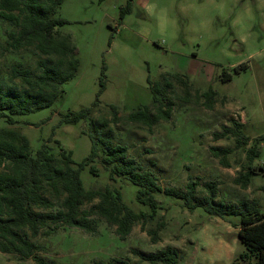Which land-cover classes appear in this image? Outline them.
<instances>
[{"label":"rangeland","instance_id":"obj_1","mask_svg":"<svg viewBox=\"0 0 264 264\" xmlns=\"http://www.w3.org/2000/svg\"><path fill=\"white\" fill-rule=\"evenodd\" d=\"M53 16L66 20L58 29L70 34L79 49L78 71L52 106L15 115L13 125L0 117V128L20 129L33 152L47 143L59 153L62 145L81 162L92 148L90 118L76 124L61 119L70 110L91 107L95 121H109L100 132L113 144L125 145L128 155L161 186L185 190L195 181L196 196L204 197L209 195L206 184L215 183L214 202L239 205L247 200L256 202L264 213V0H63ZM16 29L0 20V82L20 90V78H9L15 64L38 73L39 59L48 57L53 62L56 57L34 47L16 53L6 50L9 33ZM174 73L188 79L189 101L183 98L184 86L171 77L175 83L169 92L174 102L171 118L150 128L129 122V112L152 103L151 82ZM210 89L216 92L211 108L202 95ZM111 105L119 109L118 122L112 121ZM234 121L243 123L242 132L249 137L241 147L236 136L214 137L225 126L235 128ZM211 146L234 149L228 156L230 166L211 153ZM254 147L255 172L244 188L235 178L248 168ZM96 166L97 174L90 166L81 170L87 189L118 188L133 210L150 211L137 199V185L124 177L111 179L110 170L99 161ZM154 195L162 206L159 215L166 221L157 243L139 224L121 239L115 226L101 220L95 233L63 226L40 236L46 248L41 255L51 264L110 259L119 264H151L143 254L172 246L179 264L236 260L255 264L256 255L238 236L241 214H212L205 206L192 210L181 198L160 191ZM154 227L156 220L147 225V229ZM0 264L37 263L0 251Z\"/></svg>","mask_w":264,"mask_h":264},{"label":"trees","instance_id":"obj_2","mask_svg":"<svg viewBox=\"0 0 264 264\" xmlns=\"http://www.w3.org/2000/svg\"><path fill=\"white\" fill-rule=\"evenodd\" d=\"M63 0H0V20L14 24L17 29L9 33L5 49L13 53L26 47H34L47 56H55L51 62L48 57L38 61L40 71L34 73L30 67L15 64L11 69L10 80L20 78L23 88L14 85L5 87L0 82V117H6L11 125L14 116L28 114L50 107L64 93V84L75 77L79 68V49L71 40L70 34H63L58 27L66 20L53 14ZM122 10V16L125 14ZM171 77L184 86L186 102L189 101L191 87L187 78L178 73L164 74L160 81L151 82L153 100L151 104L139 106L129 112V122L142 124L149 128L161 120L172 116L174 102L169 92L175 86ZM7 82V81H6ZM105 87L104 83L102 84ZM207 107H212L216 92L212 89L202 94ZM112 121L120 119L119 109L111 105ZM92 108L84 107L78 111L70 110L62 114V123L76 124L90 118L93 132L90 153L76 162L73 151L60 145L55 153L45 143L33 152L29 138L18 128H0V251L16 254L21 259L33 258L37 264H51L41 253L46 249L38 240L49 236L63 226L77 227L95 233L99 222L105 220L116 227V233L125 239L135 225L147 230L153 243L160 239V231L166 221L159 215L162 208L155 199L157 191L173 195L185 201L190 209L205 206L212 214L225 215L238 213L242 216L238 236L248 249L256 255L255 264H264V213L256 202L240 201L241 204L214 202L216 184L207 183L209 195L197 197V182L190 181L185 190L161 186L155 176L142 170L134 158L128 155V148L113 144L109 136L100 130L108 125V120L95 121L91 117ZM235 128L225 126L215 132V139L227 136L237 137V147L247 144L249 137L242 132L243 123L234 121ZM211 153L220 159L224 166H230L228 156L232 147L211 146ZM256 148L249 154L248 168L235 178V182L246 188L255 168L252 162ZM110 170L111 179L124 177L138 186L137 199L150 206V211L137 212L123 200L118 188L105 186L87 189L81 177V170L90 166L97 174L96 162ZM98 199L96 203L94 201ZM91 206H87L88 204ZM156 220V227L147 225ZM142 258L151 264H179L178 251L166 246L156 252L143 254ZM93 264H119L118 261L96 260ZM232 264H241L238 260Z\"/></svg>","mask_w":264,"mask_h":264}]
</instances>
